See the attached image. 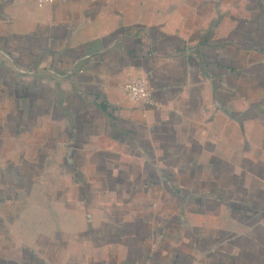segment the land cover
<instances>
[{
  "label": "crops",
  "instance_id": "1",
  "mask_svg": "<svg viewBox=\"0 0 264 264\" xmlns=\"http://www.w3.org/2000/svg\"><path fill=\"white\" fill-rule=\"evenodd\" d=\"M0 264H264V0H0Z\"/></svg>",
  "mask_w": 264,
  "mask_h": 264
},
{
  "label": "built area",
  "instance_id": "2",
  "mask_svg": "<svg viewBox=\"0 0 264 264\" xmlns=\"http://www.w3.org/2000/svg\"><path fill=\"white\" fill-rule=\"evenodd\" d=\"M37 7L41 8L46 5H51L55 0H33ZM124 92L132 102L148 103L150 93L147 84L142 79H136L129 82L124 87Z\"/></svg>",
  "mask_w": 264,
  "mask_h": 264
}]
</instances>
